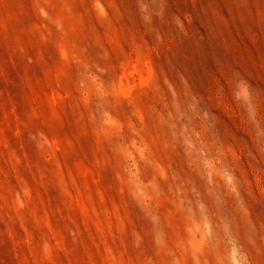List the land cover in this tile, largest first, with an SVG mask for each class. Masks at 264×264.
I'll return each instance as SVG.
<instances>
[{
    "label": "rangeland",
    "instance_id": "obj_1",
    "mask_svg": "<svg viewBox=\"0 0 264 264\" xmlns=\"http://www.w3.org/2000/svg\"><path fill=\"white\" fill-rule=\"evenodd\" d=\"M0 264H264V0H0Z\"/></svg>",
    "mask_w": 264,
    "mask_h": 264
}]
</instances>
